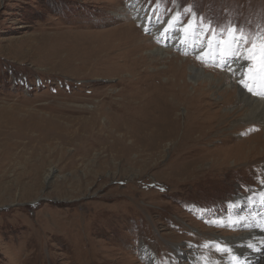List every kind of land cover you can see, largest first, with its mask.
<instances>
[{"label":"rangeland","instance_id":"obj_1","mask_svg":"<svg viewBox=\"0 0 264 264\" xmlns=\"http://www.w3.org/2000/svg\"><path fill=\"white\" fill-rule=\"evenodd\" d=\"M137 3L149 20L137 23L145 37L152 21L157 27L189 6L215 24L244 26L250 38L264 30V0H0V264H146L143 244L158 264L186 263L175 253L192 248L218 263L225 254L215 248L223 246L221 237L247 229L230 216L255 211L264 225V201L256 208L234 202L259 190L264 161L256 170L187 185L171 171L179 162L174 145L166 137L148 141L145 122H108L126 125L127 134L107 138L89 120L86 111H108L119 99L114 94L131 91L77 75L75 56L96 35L117 36L114 30L132 22L128 12ZM177 27L164 38L167 46ZM71 56L70 66L65 58ZM103 122L100 116L96 123ZM44 130L52 134L46 142L39 139Z\"/></svg>","mask_w":264,"mask_h":264},{"label":"bare ground","instance_id":"obj_2","mask_svg":"<svg viewBox=\"0 0 264 264\" xmlns=\"http://www.w3.org/2000/svg\"><path fill=\"white\" fill-rule=\"evenodd\" d=\"M144 10L143 3L133 5L128 12L132 22L126 21L115 29L117 36L114 33L96 35L99 38H91L93 40L80 48L85 51L75 56L79 60L76 70L81 69L77 75L91 76L90 79L96 81L109 79L131 91L124 94L123 90H119L114 94L119 99L109 103L108 111L104 108L86 111L92 125L95 122L99 126L98 131L105 130L109 138L121 132L127 134V130L126 125L117 126L108 122H145L148 141H161L166 137L174 145L171 154L179 162L174 160L171 163V171L179 175L177 180L183 184L190 185L205 176L216 181L229 172L256 170L264 161L261 146L264 137V95H253L239 83L247 74L248 62L233 63V73L227 68H212L199 63L201 60L197 58L186 57L185 52L197 57L201 48L182 44L179 26L172 36V43L167 46L163 31L171 18L163 20L157 27L152 21L151 36H142L137 23L149 25V20L147 22L140 17ZM69 58H65V62L71 66L74 58ZM134 84L138 87H133ZM253 88L254 91L264 92L259 79L253 83ZM109 98L103 97L105 100ZM101 103L104 107L103 100ZM181 109L184 118L178 126L180 120L177 113ZM222 109L224 111L221 112ZM100 116H104V122L98 125L96 122ZM40 123L31 124L40 127ZM180 130L182 133L178 137ZM43 134L45 136L39 139L49 141L52 134L49 135L48 130L39 133ZM239 134L245 137L237 140ZM94 135L97 136V132ZM33 138L36 139V135ZM213 142L219 145L209 150L208 145ZM259 172L262 178L259 190L251 191L243 198L235 196L234 202L245 201L244 204L256 208V202L264 201V184L261 183L264 173ZM229 222L239 229H247L231 237L217 236L223 239V247L231 249L218 263L201 258L194 248L187 252L177 250L176 259L186 261L183 264H264V225L258 224L257 213L240 211L235 217L230 216ZM139 253L146 264H158L156 255L144 244L139 247ZM233 256L237 259L232 260Z\"/></svg>","mask_w":264,"mask_h":264},{"label":"snow or ice","instance_id":"obj_3","mask_svg":"<svg viewBox=\"0 0 264 264\" xmlns=\"http://www.w3.org/2000/svg\"><path fill=\"white\" fill-rule=\"evenodd\" d=\"M184 15L188 17L186 22L182 19ZM177 25L181 32L182 44L201 48L196 57L198 60L206 64L211 63L214 67L227 68L233 73H235L231 66L233 63L248 62L247 74L239 83L253 95H264V92L254 91L253 88V83L257 79L264 86V30L250 38L244 26L231 22L226 25L215 24L211 19L198 15L194 11V6L184 9L183 14L172 16L163 35L166 37ZM184 54L187 55V52ZM261 183L264 184V180ZM215 248L221 253L231 252L230 248L219 244H216ZM232 259L237 258L233 256Z\"/></svg>","mask_w":264,"mask_h":264}]
</instances>
